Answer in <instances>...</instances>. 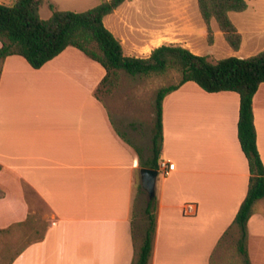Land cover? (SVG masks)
<instances>
[{
	"label": "crops",
	"instance_id": "crops-1",
	"mask_svg": "<svg viewBox=\"0 0 264 264\" xmlns=\"http://www.w3.org/2000/svg\"><path fill=\"white\" fill-rule=\"evenodd\" d=\"M119 9L105 17L106 26L126 55L150 56L155 47L147 51L145 39L131 35L127 41L115 24L124 21ZM167 43L197 53L188 42ZM105 75L98 61L74 46L38 69L21 55L6 58L0 77V264H132L137 171L145 166L129 136L136 130L126 103L115 100L110 113L96 96ZM253 109L264 162V82ZM239 116L238 92H209L195 81L164 98L160 160H171L175 169L158 178L150 264H213L212 257L215 264L242 262L237 245L218 246L248 192ZM187 204H194V213H186ZM247 231L252 264H264V199L254 204Z\"/></svg>",
	"mask_w": 264,
	"mask_h": 264
},
{
	"label": "trees",
	"instance_id": "trees-1",
	"mask_svg": "<svg viewBox=\"0 0 264 264\" xmlns=\"http://www.w3.org/2000/svg\"><path fill=\"white\" fill-rule=\"evenodd\" d=\"M46 0L0 1V77L6 58L21 55L34 68H41L67 47L74 46L98 61L106 75L97 87L110 90L120 80L121 72L131 75L163 76L180 73L179 81L161 87L156 94V119L153 127L151 158L144 160L141 149V166L159 169L163 147V101L171 92L188 81H195L209 92L236 91L240 94L238 135L250 170L248 192L238 213L220 239L237 235V248L242 255L240 264H252L248 252L247 224L254 204L264 199V162L258 143L253 100L264 82V50L250 57L230 56L212 61L209 56L197 54L179 44H163L148 57L126 55L122 41L105 24V17L114 13L127 0H102L85 11L62 10L51 4L53 13L45 19L40 9ZM202 17L207 25L208 41L214 43L211 25L215 19L230 46L239 50L243 35L231 17L232 12L248 9L246 0H198ZM96 96L98 97L97 93ZM99 98V97H98ZM158 197L151 198L145 207L147 225L139 234L133 220L135 254L132 264H150L157 226ZM44 235V234H43ZM14 259V258H13ZM11 261L1 264H11ZM212 263L215 264V259Z\"/></svg>",
	"mask_w": 264,
	"mask_h": 264
},
{
	"label": "rangeland",
	"instance_id": "rangeland-1",
	"mask_svg": "<svg viewBox=\"0 0 264 264\" xmlns=\"http://www.w3.org/2000/svg\"><path fill=\"white\" fill-rule=\"evenodd\" d=\"M0 1L10 3L13 0ZM101 1L46 0L40 9V14L45 19L50 18L53 13L51 4L62 10L80 12L96 6ZM246 1L248 9L231 13L233 21L243 35L239 50L230 46L215 19L211 23L215 40L213 44L209 43L207 25L202 17L198 0H127L121 5L122 7L120 6L118 12V15L123 16L124 21L122 23L115 22V24L117 23L122 33L128 34L125 35L127 41L130 39V35L144 38L147 51L168 44L169 41L188 42L195 47L198 54L209 56L214 62L230 56L245 58L264 50V0ZM112 18L116 19V15H113ZM111 19L108 20L109 24H111ZM180 77L178 72L148 77L134 76L122 71L120 80L115 87L110 90L105 88L96 90L99 99L110 113L115 112V100H118L120 104L121 102L126 103L130 114L128 120L136 130L131 131L129 136L141 149L144 160L153 155L152 136L156 119L157 91L163 86L179 81ZM179 145L182 148L185 146L184 138L181 139ZM137 174L134 221L139 234L142 235L147 225L145 207L149 197L146 191L142 192L140 189L142 186L140 170L137 171ZM162 176L163 174L159 176V179ZM53 219V216L50 217L49 222ZM237 239V235L230 234L222 246L235 248Z\"/></svg>",
	"mask_w": 264,
	"mask_h": 264
},
{
	"label": "water",
	"instance_id": "water-1",
	"mask_svg": "<svg viewBox=\"0 0 264 264\" xmlns=\"http://www.w3.org/2000/svg\"><path fill=\"white\" fill-rule=\"evenodd\" d=\"M141 184L143 189L148 194V199L154 198L157 195V182L160 176V171L157 168L142 167L140 169Z\"/></svg>",
	"mask_w": 264,
	"mask_h": 264
},
{
	"label": "built area",
	"instance_id": "built-area-1",
	"mask_svg": "<svg viewBox=\"0 0 264 264\" xmlns=\"http://www.w3.org/2000/svg\"><path fill=\"white\" fill-rule=\"evenodd\" d=\"M175 169V163L169 159H161L159 160V171L160 174L168 175L172 170ZM195 206L194 204H187L185 211L188 214L194 213Z\"/></svg>",
	"mask_w": 264,
	"mask_h": 264
}]
</instances>
